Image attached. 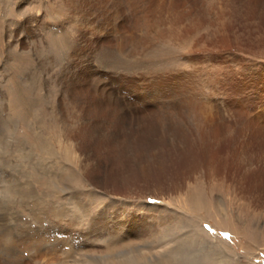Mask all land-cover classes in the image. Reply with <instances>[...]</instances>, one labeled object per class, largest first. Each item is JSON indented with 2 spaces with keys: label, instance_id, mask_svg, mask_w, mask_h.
Wrapping results in <instances>:
<instances>
[{
  "label": "rangeland",
  "instance_id": "obj_1",
  "mask_svg": "<svg viewBox=\"0 0 264 264\" xmlns=\"http://www.w3.org/2000/svg\"><path fill=\"white\" fill-rule=\"evenodd\" d=\"M102 1L12 0L5 14L0 0V122L12 121L0 148V225L14 240L23 233L35 238L30 244L42 240L51 250L43 264H75L84 255L96 263L76 264L116 263L106 258L109 235L88 227L96 216L111 227V241L124 243L163 232L169 221L173 242L141 250L153 261L183 238L187 262L223 242L229 264H264V245H252L244 232L254 216V228L264 235V208L238 186L240 180L264 186V0ZM148 20L151 37L162 36L155 46L145 35ZM137 22L144 23L136 28ZM104 40L114 47L102 46ZM65 42L77 46L68 49ZM102 48L112 50L110 63ZM20 90L15 105L11 95ZM36 97L45 103L37 115L39 107L30 105ZM59 105L63 120L55 118ZM13 109L30 115L21 112V118ZM36 133L74 158L76 182L61 185L70 166L62 156L42 153L33 143ZM220 143L238 184L224 175V190L208 192L215 216L205 220L199 217L204 210L191 211L186 190L178 187L186 181L188 190L196 189L185 176L201 177L203 146ZM205 179L207 190L222 182ZM49 209L70 214L69 223L47 218ZM220 209L236 237L216 227ZM198 236L205 239L195 242ZM22 250L20 262L32 261Z\"/></svg>",
  "mask_w": 264,
  "mask_h": 264
},
{
  "label": "bare ground",
  "instance_id": "obj_2",
  "mask_svg": "<svg viewBox=\"0 0 264 264\" xmlns=\"http://www.w3.org/2000/svg\"><path fill=\"white\" fill-rule=\"evenodd\" d=\"M2 1V10L5 14L7 13L9 4H12V0H1ZM68 1V0H67ZM74 2V1H73ZM103 3L107 2V0H103ZM75 3V2H74ZM74 7V6H73ZM70 8V7H69ZM104 13V12H103ZM8 15V14H7ZM149 21V20H148ZM144 22L140 23L137 22V24L135 23L134 27H139L140 25H142ZM145 26V35L146 38H148V42H151L152 46H155L160 40L159 35L151 37V33L153 31L154 25L153 23L150 21L149 22H145L144 24ZM172 27V26H171ZM144 28V27H143ZM20 29V28H19ZM23 29V28H22ZM58 30V29H57ZM55 32V31H54ZM173 32V30H172ZM175 32V31H174ZM81 31V35L84 36V33ZM167 33V32H166ZM168 34V33H167ZM168 36H171L168 34ZM164 37V36H163ZM167 38V37H166ZM61 41L63 39H60ZM101 42V41H100ZM99 42V43H100ZM67 42H65L66 44ZM102 46H104V43L106 44V41H102ZM113 43L115 42H111L109 45H107V47L109 49H111V47L113 48L114 45ZM138 44V43H137ZM75 45V48L77 46L76 42L73 43H67V48L68 49H72V47ZM105 45V46H106ZM112 45V46H111ZM119 44H117L118 46ZM129 45V43L127 44ZM64 46V45H63ZM116 46V47H117ZM138 48L141 47L140 45H137ZM165 46V45H164ZM98 49V48H97ZM140 49H145V47H141ZM139 49V50H140ZM103 61L104 62H108L110 57L113 56L114 54L112 53V50H109L105 53L106 49H103ZM163 50V49H161ZM143 51V50H142ZM145 51V50H144ZM152 51V50H151ZM170 50H168L169 52ZM154 52V51H153ZM162 52V51H161ZM164 52V51H163ZM101 53V54H102ZM151 53V52H150ZM156 53V52H155ZM154 53V54H155ZM100 54V55H101ZM63 58V57H62ZM153 58V57H152ZM110 63V61H109ZM63 79V78H62ZM70 82V81H69ZM70 90V89H69ZM76 90V89H75ZM78 91V90H77ZM22 90H20L19 93H13L12 99H13V103L15 104L16 101L18 103V101L20 100V95L22 96ZM72 93H74V91H70ZM24 94V93H23ZM72 98V97H71ZM11 99V100H12ZM73 99V98H72ZM33 102L30 103V105H32L33 107L38 106L39 110H41V104H45L42 100V98H38L36 97V99L33 100ZM29 103V101L25 102V107L27 105V107L29 108V105L27 104ZM16 105V104H15ZM18 109V108H17ZM14 110V115H18L21 118H24L22 115V111L18 110L17 111ZM67 109V108H66ZM74 109V108H73ZM174 109V108H173ZM25 110V109H24ZM30 110V109H29ZM43 110V109H42ZM34 111L36 112L35 115H37L39 112L43 113V111ZM89 111V110H88ZM87 111V112H88ZM22 112V113H21ZM45 113V112H44ZM24 116L30 115V111H28L27 113H23ZM56 114H58L59 116H55L58 117L56 119L58 120H63L64 116L62 114V111L60 109V105L57 106L56 108ZM69 114V111H68ZM172 114V113H171ZM32 115V114H31ZM34 115V114H33ZM44 116H46L45 114H43ZM43 117V116H42ZM74 118V117H73ZM3 120L0 122H4V129L3 131H0V148H2V146L5 145L4 141L8 134V125L9 123H11V118L9 117H4L2 118ZM54 120V119H53ZM2 127V128H3ZM7 128V129H6ZM72 129L71 127L69 128V126L67 127V130ZM2 130V129H1ZM72 131V130H71ZM5 132V133H3ZM71 134V132H70ZM90 134V133H89ZM91 135V134H90ZM5 136V138H4ZM33 143H36V147H38L40 149V151L44 154H48L50 156L54 155V156H62L60 153L57 152V150L54 149V145L53 143L48 142V140L42 136V134L36 133L33 137ZM71 145V144H70ZM73 145V144H72ZM73 147V146H72ZM229 147V146H228ZM25 149V148H24ZM203 150V160H204V165L201 167L205 169V172L203 173V175H201V177H196V176H192L194 174L193 171L189 172L185 177L187 178H191L193 180V185L196 187V189H190L188 190V187L186 186L188 183L186 181L182 182L178 189L183 192L186 190L187 192V202L189 203V208L191 209V211H202L204 210L203 213L199 214V217L204 218L205 220H212L214 219V212L212 210V206L211 203L208 202V198L209 196H207L210 192H221L222 190H224L225 187V183H226V178L229 179L231 182H235L236 184H238V177L236 175V170L233 169V165L227 166L226 165V160H224V157L222 156V152H224L226 149H224L223 146H221L220 143V147H217L216 149L213 148V146H210V148L208 147V149L202 148ZM26 150V149H25ZM32 150V149H31ZM72 150V149H71ZM27 153V152H26ZM33 155V154H32ZM64 158V160L68 163V165L71 167H66L63 169V175H65V179H63L62 184L61 185H65L67 184V182L69 180H73V182L76 180H74V178L76 177L75 174L77 173V170L75 168L76 163L74 162V158L64 154V156H62ZM228 158V157H227ZM226 158V159H227ZM27 159V158H24ZM29 160V159H28ZM202 161V160H201ZM225 161V162H224ZM236 165V164H235ZM46 166V165H45ZM72 169V170H71ZM200 170V169H199ZM79 171V170H78ZM79 173V172H78ZM198 173V171H197ZM78 175V174H77ZM225 175V177H224ZM57 178V177H56ZM205 178H208L209 181L212 180H216L218 179L219 181L222 180L221 183H218L216 185H210L208 190L207 187L205 188L204 186V180H206ZM191 180V179H190ZM189 180V181H190ZM204 181V182H203ZM218 181V182H219ZM186 184V185H185ZM190 184V183H189ZM263 184V183H262ZM262 184H256L253 180V182H248V181H243L240 180L238 186H240L239 188L241 189V191L247 196H255V200L257 202H259L262 207L264 208V186H260ZM51 184H48V186L50 187ZM53 185V184H52ZM60 185V184H59ZM72 185V184H71ZM192 185V186H193ZM230 185V183H229ZM67 186V185H66ZM57 187V186H56ZM54 188V187H53ZM191 188V187H190ZM193 188V187H192ZM234 188V187H233ZM237 188V187H236ZM32 189V188H31ZM57 189V188H56ZM228 189V188H227ZM28 190V189H27ZM54 191V190H52ZM209 192V193H208ZM12 193V191L10 192ZM14 193V192H13ZM27 193V192H26ZM56 193V192H55ZM242 193V194H243ZM33 194V193H32ZM14 195H20L19 193H14ZM24 196L26 197V195L24 194ZM207 197V198H206ZM32 200V199H31ZM26 202V201H25ZM82 205V204H81ZM243 206V205H242ZM241 206V208H242ZM40 207V206H39ZM248 207V206H247ZM189 209V210H190ZM50 210V209H49ZM61 210V209H60ZM50 210V213L48 212V214L46 213V217L47 218H52V219H57L59 221H66L68 220V217L70 216V214L64 212L63 210ZM221 211H219L218 215L221 216L222 220L220 222H216V227L218 226L219 228H222L225 231H228L230 234L233 235V237H236V230L232 227V220L230 219V216H226L223 213L221 214V212H223L222 209H220ZM247 210V209H245ZM244 210V211H245ZM249 210V208H248ZM78 211L82 212L84 220H87V218H89V215L86 213V210L84 209H78ZM241 211V210H239ZM100 214V213H99ZM109 214V213H108ZM243 214V213H242ZM248 214V213H246ZM190 215V214H189ZM214 215V216H213ZM81 216V215H80ZM99 217V216H98ZM97 216L95 218H93L92 220L89 219V221L87 222L88 227L90 229V231H94V232H98L97 230H101V232H99L100 235L103 234H108L109 236H113L112 235V230L111 227L109 225H107V221L103 222L100 218H98ZM2 218V217H1ZM44 218V217H43ZM98 218V219H97ZM75 219V216H74ZM74 219H72V221L74 222ZM105 219V218H104ZM241 219V218H240ZM255 217L253 216H249V220L247 221V227L244 229V232L246 233L245 236L249 239L250 243L252 245H264V235L259 232L256 228H254L255 226ZM82 220V219H81ZM165 220V219H164ZM181 220V219H180ZM183 220V219H182ZM2 221V220H1ZM4 221V218H3ZM83 221V220H82ZM81 221V222H82ZM167 221V220H166ZM204 221V220H203ZM164 222V221H163ZM169 222V221H168ZM168 222H164L165 226L163 227L164 230L162 232L161 231H156L154 232L152 235L149 236L148 239H140L141 241H143V243H145V246L143 247H138V244L141 243L137 242V241H129V243H124L122 239H119L118 237H115V239L113 241H111V237H107V239L105 240V243L108 245V249L107 252L108 254H106V258L111 259V258H116L118 259L117 262L115 263H110V264H229L231 263L229 261V258H227L225 256V252H228L229 254L230 249L227 247V245L225 243H221L218 244L220 246L219 250H214V244L211 243L210 245V250L208 251L207 249H203L202 252H198L197 254L195 253V255H193L189 262H187L188 256L185 255V251H186V242L183 240V238L180 239L179 244H178V248H174L171 249L169 252L165 253V255H163L162 259H159L158 262L157 261H153L150 260L146 255H144L145 252L142 253L141 250H155V248H158L159 245L161 244H168V242H173L170 238V232L173 231V225L169 224ZM245 222V220H244ZM2 223V222H1ZM44 223V220L42 222V224ZM69 223V222H67ZM180 223V222H179ZM185 222L182 221L181 225L182 228L186 227V224H184ZM41 224V223H39ZM74 224V223H73ZM202 224V223H201ZM2 225V224H1ZM0 225V226H1ZM77 225V224H75ZM246 225V224H245ZM257 226V225H256ZM187 228V227H186ZM258 228V227H257ZM201 229V228H200ZM44 230V229H43ZM146 230H149L146 229ZM203 230V229H202ZM117 231V230H116ZM48 231H46L47 233ZM90 232V233H91ZM135 231H133L134 233ZM142 232V233H141ZM139 232L140 234L138 236H145L144 231ZM144 232V233H143ZM45 233V234H46ZM121 233V232H120ZM138 233V232H135ZM134 233V234H135ZM149 233V232H148ZM176 233V232H175ZM200 233H202L200 231ZM23 236H26L25 238H19V240H14L8 227L5 226V223L2 225V227L0 228V264H25L24 262H20L21 259L23 258L22 255L23 254V250H22V246H24V250H27L29 252V255L32 259L33 262H36L35 264H43V262L41 261V259L43 258L44 255L48 254L49 251L48 249L42 248V244L40 242L41 241H36V243H31L30 241L34 240L35 238L33 237V235H28L26 233H23ZM44 234H42L43 236ZM48 235V234H46ZM67 235V234H66ZM98 235V234H96ZM95 235V236H96ZM137 235V234H136ZM196 235V234H195ZM200 235V234H199ZM209 235V234H208ZM201 236H198L197 238H195V242H198V240L200 239ZM39 238V237H37ZM114 238V237H113ZM203 239H205L204 237H201ZM42 239V238H41ZM200 239L199 241L203 240ZM247 239V240H248ZM71 240V239H70ZM63 241H69L68 239H61L60 243H63ZM34 242V241H33ZM177 243V242H176ZM210 244V243H209ZM223 244V245H222ZM208 245V244H207ZM56 246V245H53ZM209 246V245H208ZM57 249V248H56ZM71 249V248H70ZM54 250V249H53ZM61 250V249H60ZM73 252V251H72ZM75 253V251H74ZM147 253V252H146ZM164 253V252H163ZM162 253V254H163ZM70 254V253H69ZM224 254V256L228 259L225 260V257L222 256ZM22 255V256H21ZM148 255V254H147ZM221 255V256H220ZM15 256H18L19 258L17 259V257L15 258ZM89 256V255H88ZM149 256V255H148ZM25 257V256H24ZM70 257H73L72 254L70 255ZM217 257V258H215ZM66 258V257H65ZM84 259H76V261H82V263H92L91 260L93 261V263H96V259L95 258H91L90 256L88 257L89 260L87 261V256L84 255L83 257ZM222 258V260L220 259ZM29 259V260H31ZM26 261V260H25ZM32 261L26 263V264H32ZM75 261V264L77 263ZM228 261V262H227ZM69 262V261H68ZM60 263V262H59ZM74 263V262H73ZM63 264H67V263H63ZM99 264H108V263H99Z\"/></svg>",
  "mask_w": 264,
  "mask_h": 264
}]
</instances>
